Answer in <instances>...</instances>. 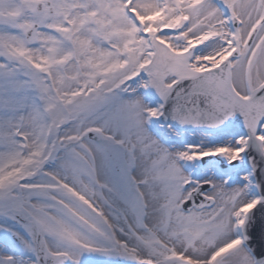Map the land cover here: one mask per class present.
Instances as JSON below:
<instances>
[{
	"label": "snow or ice",
	"instance_id": "obj_1",
	"mask_svg": "<svg viewBox=\"0 0 264 264\" xmlns=\"http://www.w3.org/2000/svg\"><path fill=\"white\" fill-rule=\"evenodd\" d=\"M0 264H264V0H0Z\"/></svg>",
	"mask_w": 264,
	"mask_h": 264
}]
</instances>
